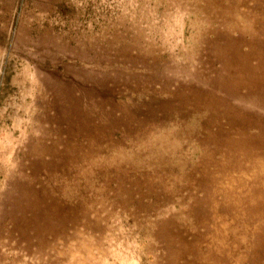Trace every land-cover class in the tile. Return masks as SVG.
I'll return each instance as SVG.
<instances>
[{
  "label": "rangeland",
  "instance_id": "obj_1",
  "mask_svg": "<svg viewBox=\"0 0 264 264\" xmlns=\"http://www.w3.org/2000/svg\"><path fill=\"white\" fill-rule=\"evenodd\" d=\"M262 25L264 0H0V264H264V82L219 81Z\"/></svg>",
  "mask_w": 264,
  "mask_h": 264
},
{
  "label": "bare ground",
  "instance_id": "obj_2",
  "mask_svg": "<svg viewBox=\"0 0 264 264\" xmlns=\"http://www.w3.org/2000/svg\"><path fill=\"white\" fill-rule=\"evenodd\" d=\"M246 1V0H245ZM229 2V1H228ZM259 2V1H258ZM233 3H234V1H233ZM232 3V4H233ZM231 4V3H230ZM240 4V3H239ZM238 4V5H239ZM214 5V4H213ZM242 5V4H241ZM208 6V5H207ZM225 6V5H224ZM246 7V6H245ZM245 7H243V8H245ZM255 10V9H254ZM250 11V10H249ZM214 12H216V11H214ZM222 12V11H221ZM221 12H219V13H221ZM225 13V12H224ZM250 13V12H249ZM251 14V13H250ZM225 15V14H224ZM227 15V14H226ZM258 15V14H257ZM251 16V15H250ZM228 18V17H227ZM226 18V19H227ZM225 19V20H226ZM224 20V21H225ZM243 20V19H242ZM244 21V20H243ZM236 22V21H235ZM244 23V22H243ZM223 24H225L224 22H223ZM229 24V23H228ZM232 24H234V23H232ZM261 24V23H260ZM232 26V25H231ZM249 26H250V23H249ZM248 26V27H249ZM263 26V25H262ZM261 26V27H262ZM234 27V26H233ZM239 27V26H238ZM264 27V26H263ZM210 28V27H209ZM230 28V27H229ZM236 28V27H235ZM241 28V27H240ZM245 28H247V27H245ZM231 29V28H230ZM252 29V28H251ZM220 30V29H219ZM237 30V29H236ZM243 30V29H242ZM241 30V31H242ZM245 30V29H244ZM249 30V29H248ZM247 30V31H248ZM251 33V32H250ZM225 36V35H224ZM231 37V36H230ZM229 36H228V38H230ZM246 37V36H245ZM202 38V37H201ZM227 38V37H226ZM204 39V38H203ZM212 40H213V38H212ZM241 40V39H240ZM247 40V39H246ZM225 41V40H224ZM245 41V40H244ZM222 42V41H221ZM227 42V41H226ZM260 40L257 38V37H254L252 40H251V42H250V48H249V50H248V52L246 53V54H243L242 55V57L240 58V59H237L236 60V64L235 65H233L232 64V66H230L231 65V63H230V61H229V59L227 60L226 59V57H221V56H219L220 57V59H221V61H222V71L220 72V75H219V81L220 82H227V81H232V82H235V83H237V82H239V78L238 77H236L237 75H240L241 74V72L243 71V70H245V71H247V73H250L251 74V76H252V74H254V72L255 71H259V75L257 76V78L256 79H253V80H251V82L249 83V85H260V84H262L263 82H264V49L263 50H259V46H260ZM203 44V43H202ZM199 50V49H198ZM257 50H259L260 52L259 53H257L256 51ZM254 51H255V53H254ZM255 60L256 62L255 63H251V62H249V60ZM245 60H247V63L245 62ZM225 72H227V74L226 75H224V73ZM227 75H230V77H228V79L226 78L227 77ZM235 76V77H234ZM241 78V77H240ZM144 86V85H143ZM187 106V105H186ZM192 112V111H191ZM208 113V112H207ZM198 114V113H197ZM181 115V114H180ZM206 115V114H205ZM184 116V115H183ZM194 116V115H193ZM179 117H181V116H179ZM201 117V116H200ZM183 118V117H182ZM185 118H186V116H185ZM223 119V118H222ZM198 124V123H197ZM196 124V125H197ZM228 124V123H227ZM254 124V123H253ZM237 125V124H236ZM226 126V125H225ZM240 126V125H239ZM245 126V125H244ZM166 127V126H165ZM257 127V126H256ZM243 128V127H242ZM245 128V127H244ZM252 128V127H251ZM250 128V129H251ZM254 128V127H253ZM257 129V128H256ZM260 129H262L261 127H260ZM253 130V129H252ZM251 130V132L253 133V131ZM255 131V130H254ZM261 132V131H260ZM219 133H220V131H219ZM150 139V138H149ZM257 139V138H256ZM255 139V140H256ZM258 141V140H257ZM147 142V141H146ZM263 143V142H262ZM258 145V144H257ZM262 146H263V144H262ZM262 147H260V149H261ZM85 154V153H84ZM264 154V153H263ZM75 156V155H74ZM83 156V155H82ZM89 156V155H88ZM86 157V156H85ZM72 158H74V157H72ZM76 158V157H75ZM71 160V159H70ZM258 160V159H257ZM263 160H264V158H263ZM251 163V162H250ZM260 163V162H259ZM84 164V163H83ZM263 164V163H262ZM261 164V165H262ZM251 165V164H250ZM257 167H258V165H257ZM260 168V167H259ZM264 168V167H263ZM256 170V169H255ZM260 170H261V168H260ZM257 172V171H256ZM42 175V174H41ZM59 176V175H58ZM52 178V177H51ZM57 179V178H56ZM55 190V189H54ZM30 194V193H29ZM36 195V194H35ZM37 200V199H36ZM39 200H41V199H39ZM55 206V205H54ZM56 207H58V206H56ZM78 208V207H77ZM75 210V209H74Z\"/></svg>",
  "mask_w": 264,
  "mask_h": 264
}]
</instances>
